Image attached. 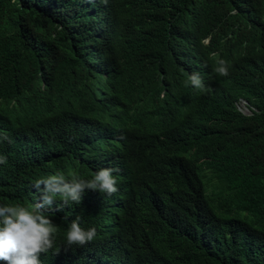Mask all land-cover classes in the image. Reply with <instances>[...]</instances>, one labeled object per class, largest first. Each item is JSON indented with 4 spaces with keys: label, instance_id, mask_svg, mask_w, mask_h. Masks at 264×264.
Returning a JSON list of instances; mask_svg holds the SVG:
<instances>
[{
    "label": "trees",
    "instance_id": "obj_1",
    "mask_svg": "<svg viewBox=\"0 0 264 264\" xmlns=\"http://www.w3.org/2000/svg\"><path fill=\"white\" fill-rule=\"evenodd\" d=\"M17 71L113 106L130 264H264V0H0V94ZM32 148L0 149L1 201L69 145L56 131Z\"/></svg>",
    "mask_w": 264,
    "mask_h": 264
},
{
    "label": "clouds",
    "instance_id": "obj_2",
    "mask_svg": "<svg viewBox=\"0 0 264 264\" xmlns=\"http://www.w3.org/2000/svg\"><path fill=\"white\" fill-rule=\"evenodd\" d=\"M112 111L97 94L79 104L66 95L65 83L57 88L18 71L11 90L0 94L2 151L22 146L31 152L36 138L49 140L56 131L69 145L66 154L31 171L19 190L22 202L0 200V264H130L116 224L129 171L122 164L123 134L109 123ZM72 119L91 125L80 141L69 128ZM47 156L37 149L27 163Z\"/></svg>",
    "mask_w": 264,
    "mask_h": 264
},
{
    "label": "rangeland",
    "instance_id": "obj_3",
    "mask_svg": "<svg viewBox=\"0 0 264 264\" xmlns=\"http://www.w3.org/2000/svg\"><path fill=\"white\" fill-rule=\"evenodd\" d=\"M237 106H238V109H239L241 112H243L244 114H249V113H250V111L248 110V108L245 106L244 101H240V102L237 104Z\"/></svg>",
    "mask_w": 264,
    "mask_h": 264
}]
</instances>
